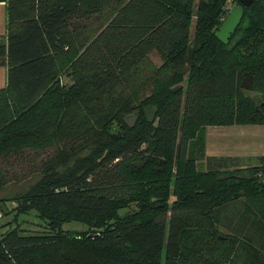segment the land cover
I'll return each mask as SVG.
<instances>
[{"label": "trees", "instance_id": "obj_1", "mask_svg": "<svg viewBox=\"0 0 264 264\" xmlns=\"http://www.w3.org/2000/svg\"><path fill=\"white\" fill-rule=\"evenodd\" d=\"M229 1L0 0V189L40 174L14 203L42 224L0 264H264V169L204 155L206 127L264 125V0L223 45Z\"/></svg>", "mask_w": 264, "mask_h": 264}, {"label": "rangeland", "instance_id": "obj_2", "mask_svg": "<svg viewBox=\"0 0 264 264\" xmlns=\"http://www.w3.org/2000/svg\"><path fill=\"white\" fill-rule=\"evenodd\" d=\"M235 2H228L226 4V10L227 14L232 10V8L235 6ZM227 16V15H226ZM95 26H98L95 25ZM96 29V28H95ZM5 33V12H4V7H0V35H4ZM192 30H191V37H192ZM149 59L151 63L154 66H159L161 64V61L157 55L156 52H152L149 55ZM72 70V63L70 64H65L64 70L61 72L58 77L59 83L62 86H67L70 84V77L69 74L71 73ZM6 68L5 66L0 64V89L5 87L6 85ZM213 130V129H211ZM116 133V132H115ZM90 150V149H89ZM89 150L83 151L80 154V157H84L88 154ZM51 152H46V153H41L37 156V160H39L41 157H44L46 154H50ZM32 154H24L23 155V160L20 162V164L10 171H13L17 173L18 175H21L25 172L28 171L30 167V158ZM256 163H259L256 161ZM72 164V163H71ZM70 164V165H71ZM203 165L201 163L197 164V170H203ZM62 170V169H60ZM29 176V175H28ZM41 179L40 174H32L30 175L26 180H23L21 182L17 183H9L6 185L4 188L0 189V200L10 202L13 201L15 202L16 199L19 197L23 196L26 194V192L34 186L39 180ZM18 207V205H17ZM13 208L11 211H8L6 214H2V211H0V235L8 231L9 229H13L15 227L24 230V231H36L40 228V220L35 216L34 212H30L28 215H19L18 217H15V210L16 208ZM126 212V210H121L120 214H123ZM42 225V224H41ZM63 230L70 231V232H80V231H85L86 227L79 223L71 222L64 224L62 227Z\"/></svg>", "mask_w": 264, "mask_h": 264}, {"label": "crops", "instance_id": "obj_3", "mask_svg": "<svg viewBox=\"0 0 264 264\" xmlns=\"http://www.w3.org/2000/svg\"><path fill=\"white\" fill-rule=\"evenodd\" d=\"M204 155L237 159L244 168L256 166L264 169V163H256V159L264 158V125L206 127Z\"/></svg>", "mask_w": 264, "mask_h": 264}, {"label": "water", "instance_id": "obj_4", "mask_svg": "<svg viewBox=\"0 0 264 264\" xmlns=\"http://www.w3.org/2000/svg\"><path fill=\"white\" fill-rule=\"evenodd\" d=\"M254 1L255 0H238L239 4L235 5L232 8V10L227 14L224 21L221 23V25L214 33L215 38L220 43H222L223 45H227L229 43L231 36L235 33L237 27L239 26L242 20L243 8L249 7ZM184 86H185L184 83L178 84L172 87L170 89V92L172 94H175L178 91L182 90ZM143 113L146 121L149 124H151L155 119L154 112L150 108H144ZM138 118H139V113L138 111H135L132 114L126 116L123 119V122L128 128L131 129L134 127ZM113 138H116V135H113ZM15 207H17V204H15L13 201L4 202V203L0 202V211H2L3 214H6L8 211H11Z\"/></svg>", "mask_w": 264, "mask_h": 264}]
</instances>
